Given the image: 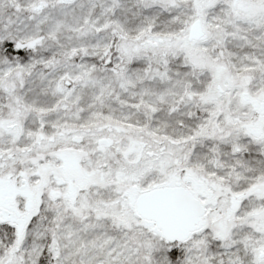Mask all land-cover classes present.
I'll return each instance as SVG.
<instances>
[{
	"label": "snow or ice",
	"instance_id": "6c2138e0",
	"mask_svg": "<svg viewBox=\"0 0 264 264\" xmlns=\"http://www.w3.org/2000/svg\"><path fill=\"white\" fill-rule=\"evenodd\" d=\"M0 264H264V0H0Z\"/></svg>",
	"mask_w": 264,
	"mask_h": 264
}]
</instances>
